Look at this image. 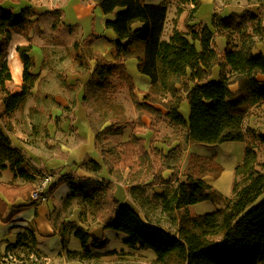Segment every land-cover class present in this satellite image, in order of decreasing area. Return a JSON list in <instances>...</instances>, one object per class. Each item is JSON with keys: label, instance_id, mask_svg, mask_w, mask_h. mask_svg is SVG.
I'll return each instance as SVG.
<instances>
[{"label": "trees", "instance_id": "trees-1", "mask_svg": "<svg viewBox=\"0 0 264 264\" xmlns=\"http://www.w3.org/2000/svg\"><path fill=\"white\" fill-rule=\"evenodd\" d=\"M4 1L0 0V102L3 104L2 114L10 115L31 93L38 74L31 71L35 66L29 53L31 46H17L23 64V84L18 93H12L7 87L12 80L6 60L10 29L23 26L27 12L25 8L18 13L8 10L2 6ZM92 1L104 14H113L112 19L105 21V27L115 33L117 41L110 52L112 60L100 54L93 57L88 83L106 95L115 88L113 77L127 81L139 122L146 116L152 127L153 122L167 121L177 129L178 134L171 139L176 145L163 155L166 160L160 164V170L176 172V163L189 144L245 141V133L253 130L243 128V118L250 113L252 106L264 102V54L253 53L257 41L263 43L264 49V29L260 24L254 28L259 38L253 33L246 34L235 46L228 30L238 24L230 17H213L211 25L226 37L224 50L220 53L213 46L214 32L207 24H187V31L174 25L169 38L162 39L166 4H151L144 0ZM179 3H192L187 21L192 20L200 1L179 0ZM181 11L179 6L177 12ZM131 58L137 60L138 71L148 78L146 91L138 93L125 69L124 62ZM214 68L218 69L216 79H212ZM234 84L237 88L233 91L230 86ZM184 99L188 101V118L180 112ZM117 131L120 129L107 132ZM134 140L143 150L137 151L132 144L130 148L126 143V151L115 158L117 165L130 169L139 164L136 157L146 152L144 138L135 137ZM203 161L206 169H201L202 165L198 169L188 168L184 173L186 180L179 182L170 194L162 196V210L174 221L173 231L145 220L132 206L120 203L111 191H106L105 197L96 203L102 226L125 233V243L129 247L152 250L158 264H264V195L260 198L264 193V172L261 171H264V160L259 163L260 170L256 169L255 146L246 143L243 159L234 170L235 176L241 178L234 179L233 199L224 207L197 215L188 207L212 199L213 188L203 177L213 175L212 170L219 168L212 158L204 157ZM24 163L22 150L14 147L10 137L0 128V176L8 167L14 177H28ZM67 182L70 193L76 195L72 192V182ZM34 189L31 183L21 187L0 182V193L6 197V201L0 197V213L19 198L30 201ZM79 194L85 200L91 197L83 192ZM258 198V203L252 206ZM71 225L83 249H87L89 240L92 247L105 246L106 239H99L87 230Z\"/></svg>", "mask_w": 264, "mask_h": 264}, {"label": "rangeland", "instance_id": "rangeland-1", "mask_svg": "<svg viewBox=\"0 0 264 264\" xmlns=\"http://www.w3.org/2000/svg\"><path fill=\"white\" fill-rule=\"evenodd\" d=\"M227 1H239L240 3L245 0ZM247 1H253L257 6L253 10L254 18L252 19H255V21L252 23L245 15L241 16L239 21L233 20L238 25L236 27L233 26L228 32L231 42L235 46L240 44L243 36L254 33L256 25L260 24V26H264V0ZM170 4L172 3L170 2ZM206 6L208 5L205 4L203 7L204 11H206ZM236 9L239 10V7ZM170 10V16H173V6H170ZM187 10L188 8L185 9V22H178L177 19L168 20L164 34L170 33L174 25L179 30L187 31L186 24L189 22L187 18L188 14H190V9ZM175 13L176 15L180 14L177 11ZM194 17L195 20L200 21L198 14ZM46 26L47 23L42 24L44 33L48 32V29L45 28ZM60 31V33H56L57 39L55 41L57 42H53L54 40L50 37L46 38L47 43L49 40L52 44L44 48L43 59H40V52L38 55L33 56L36 61L35 71H38L40 74L42 73L43 76L34 83L31 93L28 94L30 96L27 103L28 109L25 108L26 103L23 102L16 112L22 118L24 110H29L32 114L30 119L31 131L33 133L30 137L33 139L42 134L41 141L46 138L47 142L51 141L49 127L53 121L59 127V123L68 120L63 125L62 136L57 135L58 139L56 141L58 142L69 140L71 134H74L78 130L73 124V120L78 115L80 116L81 114V117L83 119L85 117L90 124L91 129L95 133L96 150L100 157V166L95 167L94 160L87 157L75 163L79 171H75L74 175L71 172L63 174V180H69L72 182V188L74 186L72 192L77 193L78 206L81 209L80 212L84 214H80V219L82 220L80 222L89 225L88 232L93 229L95 233V235L93 234L94 237H98L99 239L105 237L100 232L99 227L102 224L99 214H97L96 203L105 197L106 191L113 192L114 197L120 203H130L129 205L136 209L145 220L157 223L168 231H173L175 229L174 221L168 213L162 210V196L170 194L179 182L186 180L184 173L188 168L198 169L202 165L201 169H206V162H201L204 157L212 158L214 165H219V168L212 170L211 173L213 175L207 176L211 177V181L209 182L213 183V186L216 190L220 191H218L220 194L216 195L213 193L212 199L193 205L191 210L189 209L190 212L197 215L212 212L224 207L233 199L234 179L238 181L241 178L240 175L235 176L234 170L243 159V142L226 141L209 145L189 144V146L191 145V149L189 148V150L192 152L187 151V145L182 153L181 160L176 163L178 167L176 172L160 170V164L166 160L163 158V155L176 145V141L172 142L171 139L175 134H178L177 129L167 121L158 124L153 122L154 125L152 127L150 126L151 120L146 116L139 122L136 108L129 94L127 81H121L117 76L113 77L111 80L115 84V88L110 89L106 95L99 92L94 85L89 84L90 70H92L94 65L93 57L96 54H100L97 52V48H93V51L91 49L92 46L90 47V43L94 39H73L64 32L63 28ZM39 44H44V40L39 42ZM102 56L109 58L110 51H106V56ZM125 69L130 75V70H127L126 66ZM12 89L13 87H10V90ZM137 90L138 93H140L139 91H146L138 88ZM185 106V103H183L182 107ZM119 109L125 115L121 116ZM254 111L257 113V118H252L247 123L251 121L255 128L247 134V139L248 143L255 146L257 162L254 166L260 170L259 163L264 160V139H262L264 138V107L259 106ZM40 112H45L44 116H39ZM54 112H57V115H54ZM43 122H46V129L42 132ZM245 126L247 129L248 124ZM110 128H113L111 130L120 129V131L108 133L107 131H111ZM135 137L144 138V148L146 150L144 154L136 157L139 164H134V167L130 169L124 168L121 164L117 165L115 158L121 156L123 151H126V147L128 148L126 143L129 144L130 148L132 144V147L137 151L143 150L138 141L134 140ZM261 171L264 172L263 170ZM45 172L44 168H39L36 171L37 176L31 177L33 179L30 182L34 184V188L40 185L44 174H46ZM52 175L54 176V174ZM25 184H27V181L20 185L23 186ZM64 186L63 189H70L69 185ZM47 188L44 189V191L46 190L45 192H42V197H45L46 193L52 190L51 187ZM80 192L90 195V200L82 198L83 196L79 194ZM263 195L264 193L260 198ZM260 198L252 206L257 204ZM30 200L32 201L31 195ZM40 201L42 200L37 202ZM32 202L37 203L35 201ZM109 232L113 233L112 230ZM118 232L120 233V231ZM121 234L127 238L125 233L121 232ZM90 242L91 240H89L86 247L87 251L81 248L79 253H71L80 254L84 257L86 255H89V257L94 255L95 259L91 262L92 264H158L149 253L137 252L134 249H130L131 247L129 246L121 249L122 247L118 243L119 239L117 240L119 245L113 247V251L105 253L99 251V248L92 247ZM147 250L151 251L150 249ZM100 255H106V257H101Z\"/></svg>", "mask_w": 264, "mask_h": 264}, {"label": "crops", "instance_id": "crops-1", "mask_svg": "<svg viewBox=\"0 0 264 264\" xmlns=\"http://www.w3.org/2000/svg\"><path fill=\"white\" fill-rule=\"evenodd\" d=\"M144 1L151 4L162 3L167 5L166 20L161 35V38L164 40H167L171 33L170 31V33L164 34L167 21L177 19L178 22H185V9L188 8L189 10L192 8V3L183 4L179 3V0ZM199 1L200 6L195 13L199 15L198 18H200V21L198 22L194 17L187 24H207L211 31L214 32L213 46L220 53L224 50L226 37L220 35L221 33L217 32L216 28L211 25L213 17L216 19L230 17L231 21H239L240 17L245 15L252 23L255 21V19H252L254 18L253 10L257 6L253 1L245 0L240 3L239 1L229 2L227 0ZM170 2L172 4H170ZM205 4L208 5L206 6V11L203 10ZM2 6L16 13L23 8H25L24 10L27 12L25 24L21 27L10 29L11 40L6 47V60L12 76V80L8 82L7 87L9 90L10 87H13V89L10 90L12 93L20 92L21 85L23 84V64L16 50L17 46L30 45V55L33 57L40 52V59H43L44 48L52 44L49 40L47 43L46 38L50 37L54 40L53 42H57L55 41L57 39L56 33H60V29L62 28L64 32L73 39H94V41L90 43V47L92 46L91 49L97 48V52L104 56H106V51L111 52L117 41L115 33L111 29L105 27V21L107 19H112L113 14H104L92 0H5ZM170 6L174 8V14L172 10L173 16H170ZM179 6H181L182 11H184L176 15L175 12ZM237 7H239V10L236 9ZM43 23H47L45 28L48 29V32H43ZM262 28L264 29V26H262ZM222 30L223 27L221 26V31ZM253 34L255 38H259L257 33L254 32ZM42 40H44V44L40 45L39 42ZM261 52L264 54L263 43L257 41L253 53L257 55ZM106 59L112 60L111 54L109 58L106 56ZM34 62L36 64L35 59ZM124 66H126L127 70H130V75L138 89L146 90L149 87L148 78L142 75L137 69L136 59L131 58L126 60ZM35 67L36 65L31 69L32 72L38 74L34 83L43 76L42 73L40 74L38 71H35ZM217 74L218 69L214 68L212 79H216ZM262 79H264V77H262ZM230 88L234 91L237 87L234 84L231 85ZM29 97L30 96L27 95L24 101V103H26V109H28L27 103ZM186 102H188L187 99L182 101L180 112L185 118H188L189 106ZM183 103H185V107H182ZM259 106L264 107V102L252 106L250 113L243 118L242 123L244 129H246L245 125L247 124V128H255L251 121L250 123H247V121L255 117L257 118V113L254 110H257ZM2 111L3 104L0 102V128L10 137L13 146L22 150L25 155L24 168L29 176L14 177V174L7 167L1 172L0 182L5 185L12 183L18 186L24 184L25 181H27V184H30L32 183L30 181L33 179L31 177L37 176V169L44 168L46 171L45 173L51 172L54 174V181L46 188L56 187L50 190L49 193H46L47 195L42 197L40 199L42 201L40 202L34 203L31 200L23 201L19 198L15 202L9 203L5 210L2 209V213H0V264H92L91 262L95 259L94 255L90 257L86 255L84 257L80 254L71 253H79L82 248L80 241L74 236V229L71 224L73 223L84 230H87L89 225L80 222L82 221L80 219V214H84L80 212L81 209H79L78 206L77 196L71 195L70 189H63V187H65L64 185H68V182L63 180V174L71 172L74 175L75 171H79L75 165V163H78L77 161L89 157L100 166V157L96 150L95 133L91 129L90 124L85 117L83 119L81 114L78 113L80 116L76 115L77 117L73 120V124L78 130H76L74 134H71L69 140L58 142L56 141L58 139L57 135L62 136L63 125H65L68 120L59 123V127H57L53 121L50 127L48 126L50 129L51 141L47 142L46 138L41 141L42 134L38 135L37 138L32 139L30 137L33 133L31 131L30 119L32 114L29 110H24L22 118H20L16 111L10 115H4ZM56 113L57 112H54V115H57ZM44 114L45 112H40L39 116H44ZM119 114L121 116L125 115L121 109H119ZM45 125L46 122H43L42 132L46 129ZM248 133L250 132L247 131L245 133V141H243L244 146L248 143ZM256 134L259 135L257 132ZM187 147V151L192 152L189 150V148L191 149V145ZM210 178L209 176L203 177V179L212 186L213 193L219 195L220 191L218 189L216 190L213 183L209 182L211 181ZM0 197L6 201V197L3 193H0ZM124 202L128 203L127 201ZM129 204L130 203H128V205ZM193 205H190L188 209L191 210ZM99 228L101 235H105L104 239L107 240L105 246L99 248V251H102V253L113 251V247L119 244V246L122 247L121 249H123V247H128L125 243L127 238L121 234V231L119 233L117 230L105 229L102 225ZM110 230H112L113 233H110ZM89 233L95 235L93 229H91ZM118 239L119 244L117 243ZM121 242H123L122 245ZM130 249H134L137 252L149 253L152 255V259H155V254L152 250L149 251L137 247H131ZM101 257H106V255H102Z\"/></svg>", "mask_w": 264, "mask_h": 264}, {"label": "built area", "instance_id": "built-area-1", "mask_svg": "<svg viewBox=\"0 0 264 264\" xmlns=\"http://www.w3.org/2000/svg\"><path fill=\"white\" fill-rule=\"evenodd\" d=\"M54 181V176L51 173L44 174V177L42 178L40 185L35 188V190L31 193V199L32 201H39L42 196V192L46 187H48L52 182Z\"/></svg>", "mask_w": 264, "mask_h": 264}]
</instances>
